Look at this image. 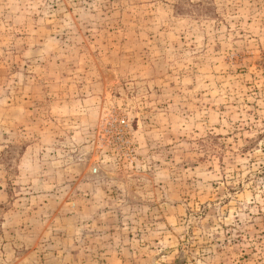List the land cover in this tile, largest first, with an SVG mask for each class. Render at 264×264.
I'll use <instances>...</instances> for the list:
<instances>
[{
  "label": "rangeland",
  "instance_id": "rangeland-1",
  "mask_svg": "<svg viewBox=\"0 0 264 264\" xmlns=\"http://www.w3.org/2000/svg\"><path fill=\"white\" fill-rule=\"evenodd\" d=\"M0 264H264V0H0Z\"/></svg>",
  "mask_w": 264,
  "mask_h": 264
}]
</instances>
